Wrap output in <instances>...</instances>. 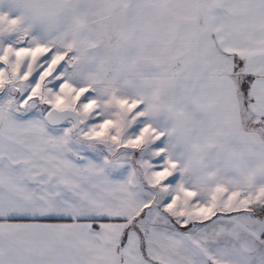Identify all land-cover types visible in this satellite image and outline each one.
Segmentation results:
<instances>
[{
  "label": "snow or ice",
  "instance_id": "1",
  "mask_svg": "<svg viewBox=\"0 0 264 264\" xmlns=\"http://www.w3.org/2000/svg\"><path fill=\"white\" fill-rule=\"evenodd\" d=\"M0 264H264V0H0Z\"/></svg>",
  "mask_w": 264,
  "mask_h": 264
}]
</instances>
